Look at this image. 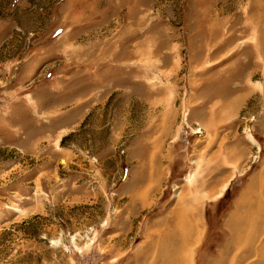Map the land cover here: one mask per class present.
<instances>
[{"label":"rangeland","instance_id":"1","mask_svg":"<svg viewBox=\"0 0 264 264\" xmlns=\"http://www.w3.org/2000/svg\"><path fill=\"white\" fill-rule=\"evenodd\" d=\"M263 245L264 0H0V264Z\"/></svg>","mask_w":264,"mask_h":264},{"label":"crops","instance_id":"2","mask_svg":"<svg viewBox=\"0 0 264 264\" xmlns=\"http://www.w3.org/2000/svg\"><path fill=\"white\" fill-rule=\"evenodd\" d=\"M17 108V107H16ZM51 125V122L49 121V124ZM50 135V134H49ZM20 138V137H19ZM42 139V137H40ZM22 139V137H21ZM14 141V142H13ZM40 142V140H39ZM8 144H10L11 146L14 145H18L19 144V140L18 138H14L11 137L9 139V141L7 140ZM7 145V144H6ZM158 167L157 165L155 166V168ZM151 168V167H150ZM158 169H160V167H158ZM171 232V229L169 230ZM174 231V230H173ZM262 232V231H259ZM191 250V249H190ZM254 256H258L257 259H255L256 257ZM238 259V258H237ZM179 260L177 259L176 262H178ZM178 264V263H177ZM219 264H222V262H219ZM235 264H264V245L263 247H252V248H247V250H245V252L242 253V259L240 262H238V260L235 261Z\"/></svg>","mask_w":264,"mask_h":264},{"label":"bare ground","instance_id":"3","mask_svg":"<svg viewBox=\"0 0 264 264\" xmlns=\"http://www.w3.org/2000/svg\"><path fill=\"white\" fill-rule=\"evenodd\" d=\"M249 86V85H248ZM248 86H245L246 88L248 87ZM245 226V225H244ZM242 229H243V226H242Z\"/></svg>","mask_w":264,"mask_h":264}]
</instances>
